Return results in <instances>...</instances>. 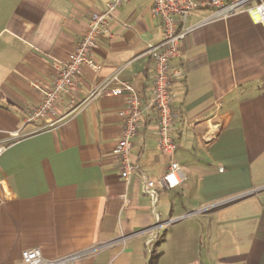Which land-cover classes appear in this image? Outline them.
Returning <instances> with one entry per match:
<instances>
[{
	"label": "crops",
	"instance_id": "obj_1",
	"mask_svg": "<svg viewBox=\"0 0 264 264\" xmlns=\"http://www.w3.org/2000/svg\"><path fill=\"white\" fill-rule=\"evenodd\" d=\"M150 0H129L109 21L112 37L83 67L78 90L62 94L48 120L26 122L87 30L96 0H0V142L22 135L0 157V264H23L38 249L75 264H264V28L245 13L197 9L171 71L173 159L186 181L158 180L170 158L157 146V117L142 115L131 140L138 170L126 184L113 154L123 130V97L90 92L117 73L151 94L148 44L162 40ZM114 85H112L113 87ZM63 120L48 126V121ZM146 181L155 183L146 193ZM178 219V220H177ZM159 238L147 244L157 223Z\"/></svg>",
	"mask_w": 264,
	"mask_h": 264
},
{
	"label": "built area",
	"instance_id": "obj_2",
	"mask_svg": "<svg viewBox=\"0 0 264 264\" xmlns=\"http://www.w3.org/2000/svg\"><path fill=\"white\" fill-rule=\"evenodd\" d=\"M96 1L100 5V10L90 14L87 30L75 44L73 51L64 61H51L54 71L52 84L43 92L41 103L27 113L26 122L48 120L49 116H53L60 96L73 95L77 92L83 67L98 71L99 67L94 62L92 53L97 48L99 40L111 39L112 33L108 23L117 10L129 0ZM150 3V15L161 20L163 31L162 40L148 44L145 51L152 73L150 96L143 97L131 84L120 82L116 73L107 79L102 87L90 92L87 100L101 94L123 97L124 107L118 112V116L123 120V130L113 154L119 163L120 178L126 184L138 170L137 165L131 161V140L139 129L142 115L155 113L158 123L157 146L161 154L170 158L166 173L157 183L162 188L175 189L185 183L186 176L173 159L177 145L172 137L175 119L172 113L173 96L170 88L173 80L182 73L180 69L172 72L171 65L179 57L182 43L190 31V28L185 26V22L197 9L210 8L214 10L216 17L245 13L255 24L264 28V0H150ZM63 118L48 121V126H53ZM20 138L22 135L18 132L9 133L0 142V157ZM154 185V182L146 181L145 192L152 194ZM177 220L155 224L148 231L146 243L150 245L159 238V229L162 225L168 227ZM82 256V254H74L56 260H47L38 249H29L21 253V261L23 264H75Z\"/></svg>",
	"mask_w": 264,
	"mask_h": 264
},
{
	"label": "trees",
	"instance_id": "obj_3",
	"mask_svg": "<svg viewBox=\"0 0 264 264\" xmlns=\"http://www.w3.org/2000/svg\"><path fill=\"white\" fill-rule=\"evenodd\" d=\"M159 258H160V253L153 250L150 252L147 264H156L158 262Z\"/></svg>",
	"mask_w": 264,
	"mask_h": 264
}]
</instances>
